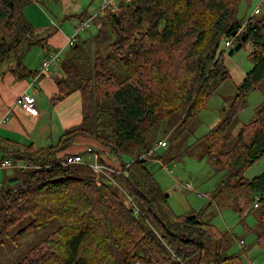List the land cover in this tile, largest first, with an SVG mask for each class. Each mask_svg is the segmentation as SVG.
Instances as JSON below:
<instances>
[{
    "label": "trees",
    "instance_id": "1",
    "mask_svg": "<svg viewBox=\"0 0 264 264\" xmlns=\"http://www.w3.org/2000/svg\"><path fill=\"white\" fill-rule=\"evenodd\" d=\"M30 1L34 0H0V61L15 55L25 40L27 47L41 41L25 38L32 28L24 21L23 9ZM240 3L119 0L118 8L106 17L110 33L102 39L109 46L105 56L100 50L94 56L78 52L76 43L70 48L61 59L62 78L56 82L57 94L51 102L58 104L78 93L81 122L64 133L56 146L27 155L29 168L20 171L24 177L10 181L17 184L15 187L0 189V235L8 234L27 217L31 221L16 238L55 218L60 227L11 264H107L113 254L119 256L120 264H243L237 254L225 255L223 232L201 222L203 210L184 215L172 211L145 167L143 156L153 159L152 147L145 148L130 164L119 162L121 169L113 178L98 181L91 175L73 177L82 166H61L62 158L56 156L79 134L91 139L92 145L97 143L94 150L98 154L115 160L127 144H142L144 136L176 110L185 111L179 126L188 124L230 78L222 45L227 39L241 41L240 37H228L242 25L230 21ZM199 10L210 16L208 24L202 23ZM97 18L100 15L91 22ZM249 22L251 29L242 36L251 43L253 67L236 85L234 100L220 124L201 139L207 145L209 167L220 175L215 192L233 193L241 215L257 211L264 217V173L250 180L243 176L247 168L264 158V102L236 136L227 134L246 108L247 95L264 81V21ZM101 38L97 35V41ZM82 46L85 49L87 42ZM173 47L182 49L186 56L182 75L187 80L168 72ZM76 60L92 64L93 73L85 74ZM112 64L123 69V80L116 77ZM101 158V164L117 170ZM125 165L128 168L122 169ZM112 180L121 185V191ZM256 197L258 208L254 209ZM255 245L264 249V232L257 235Z\"/></svg>",
    "mask_w": 264,
    "mask_h": 264
},
{
    "label": "rangeland",
    "instance_id": "2",
    "mask_svg": "<svg viewBox=\"0 0 264 264\" xmlns=\"http://www.w3.org/2000/svg\"><path fill=\"white\" fill-rule=\"evenodd\" d=\"M18 2H27V0H16ZM102 0H34L27 3L23 9L24 21L31 23L33 29L26 33L25 38H42L41 31H45L44 25L48 26L47 31L55 33L58 27H61L63 22V31H68L71 36L74 33V27L80 26L81 22L87 21L90 15L93 14L99 7ZM258 9L259 13L254 14V10ZM110 11H106L100 15V18L93 20L89 27L81 31L77 35L76 50H81L83 53L93 55L96 52L108 51V44L102 42L103 37H107L110 33V26H107L108 19L106 18ZM199 17L203 24H208L210 16L204 11L199 10ZM252 17V18H251ZM248 19L264 21V0H241V3L231 15L230 21H238L244 24ZM76 27V28H77ZM101 34L102 38L97 41V35ZM242 35V34H241ZM239 35L238 37H240ZM113 36L111 41H113ZM44 42L46 40H43ZM87 42V47L83 49V42ZM25 40V44H27ZM240 45V46H239ZM239 46V48H238ZM23 47V46H22ZM22 47L18 51L13 60L15 66H20L25 62V58L29 56L31 59L32 53L36 52L35 47H26L23 51ZM45 47V44H44ZM184 48V47H183ZM223 54V63L227 68L230 78L222 82L211 95L202 109L199 110L195 118L191 119L188 124L183 127L179 126L180 121L184 120L185 111L183 109L176 110L175 114L170 118H165L162 123L154 127L144 138L142 144L129 143L125 146L119 158L109 159L104 153L98 154L95 151L98 145L89 144L93 154L84 152L82 157L83 164L81 169H77L73 173V177L93 176L98 181L101 177L113 178L112 175L118 173L121 169V164H130L140 155L144 154L147 147H152L154 158H146L145 167L149 169L155 181L161 188L162 193L167 195L168 205L177 215H184L189 212H202L201 222L208 223L223 232L225 240L224 249L225 255L230 256L237 254L243 264H264V249L255 245V238L264 232V217L259 212L250 211L241 215L237 210L235 197L231 192L216 193V187L220 180V175L214 174L206 160V142L201 139L206 136L211 130L220 124L226 115L228 106L234 100L236 95V86L234 69L240 67L246 72L250 69L249 66L253 63L249 55L252 51L251 43L247 41H237L234 39L233 47L225 49ZM30 50V52H28ZM230 51L232 54H230ZM28 52V53H27ZM70 52L68 48L64 55L67 56ZM27 53V54H26ZM76 53V52H75ZM185 54L182 49L173 47L168 60V72L178 74L181 81L187 80L182 75V65L185 59ZM231 57V58H229ZM77 67L84 71L85 74L91 75L92 64H82L78 60L74 61ZM20 63V65H18ZM32 64V62H31ZM112 70L119 80L125 78V73L121 67L112 64ZM18 69V68H17ZM92 72V73H91ZM62 78V76L60 77ZM59 78V79H60ZM56 79V82L59 80ZM191 84V83H190ZM189 84V86H190ZM76 94V93H75ZM78 96V93L76 94ZM171 95V94H170ZM247 106L233 120L227 134L236 136L242 125L249 123L255 117L256 109L264 102V81L259 89L251 91L246 98ZM52 108V106L50 105ZM164 140L167 143L165 148L157 147L159 141ZM54 144L56 141L54 140ZM230 142L227 147L231 146ZM105 150V149H103ZM206 155V156H205ZM98 157H102L105 164L112 167L110 169L98 161ZM208 157V156H207ZM148 158V159H147ZM109 161L111 163H109ZM97 164L101 166V170L97 171L86 165ZM3 164V163H2ZM128 168V165L122 169ZM4 168L0 170V189L7 187H15L17 184H9L8 178L11 175H18V178L24 177V174L13 170V174ZM264 173V158L259 159L244 171V178L250 180ZM115 184V181L112 180ZM2 183V187H1ZM117 183V182H116ZM185 184H189L191 189H186ZM115 188L121 191V185L115 184ZM118 190V191H119ZM197 194L207 195L209 198L201 199ZM78 197V196H77ZM253 208V207H251ZM31 221L30 217L23 219L8 234L0 235V264H11L19 259L30 248L40 243L51 233L60 227L58 219H52L47 225L36 231L28 232L22 237L16 238L15 234L26 226ZM243 242L241 245L240 242ZM107 264H120V258L117 254L108 260Z\"/></svg>",
    "mask_w": 264,
    "mask_h": 264
},
{
    "label": "crops",
    "instance_id": "3",
    "mask_svg": "<svg viewBox=\"0 0 264 264\" xmlns=\"http://www.w3.org/2000/svg\"><path fill=\"white\" fill-rule=\"evenodd\" d=\"M28 24L33 29L31 23ZM62 26L63 22L55 33H50L51 30L47 31L48 26L44 25L43 29L45 31L40 32L42 35L41 41L31 46L37 48L36 52L32 53L31 59L27 56L22 65L17 67L14 65L13 60H9L12 57H16L18 51L15 55L9 57V59L0 61V118L5 117L8 112H11L7 120L0 125V170L7 168L6 170H9L12 174L13 170L20 172V167L28 162L26 159L27 155L56 146L64 133L81 122L79 94L77 96V93H73L58 104L51 102V99L57 94L56 79L62 76L60 67L55 70L52 69L49 74L37 81L32 80L48 51L62 50V57L68 49L66 41L71 36V33H68V31L64 32ZM76 27L74 28L76 29ZM43 40L46 41L44 42ZM31 43L33 42L31 41ZM26 47L27 44H24L20 51H23ZM231 47H233V43ZM252 67L253 63L249 66L250 69L247 72L238 66L235 67L234 86L243 81ZM21 95H28L35 99L37 112L35 116L23 113L15 105L16 100ZM54 140L56 144H54ZM92 143L91 139L76 134L56 156L61 157L63 160L69 155H81L84 153L85 147ZM3 162L9 163V165L3 167ZM17 176L13 174L11 177H7L8 182L10 183Z\"/></svg>",
    "mask_w": 264,
    "mask_h": 264
},
{
    "label": "built area",
    "instance_id": "4",
    "mask_svg": "<svg viewBox=\"0 0 264 264\" xmlns=\"http://www.w3.org/2000/svg\"><path fill=\"white\" fill-rule=\"evenodd\" d=\"M129 1L130 0H125V2H129ZM118 5H119V0H102L99 4L97 11L89 18V20L81 22L80 26H78V28H76L74 30L73 35L67 38L66 47L71 48L75 45L78 33L85 30L86 28H88L90 25V21L95 16L104 14L106 11H114L118 8ZM254 11H255L254 14L259 13L258 9H255ZM249 20H247L244 24L239 26V28L237 29L238 35L236 37H238L241 34H244L245 32H248L251 29L252 23L249 22ZM232 43H233V41L231 39H227L224 43V48L228 49L229 47L232 46ZM61 54H62V50H60V51H48L46 53L45 57L42 59V62L40 64L36 74L32 77V80L37 81L41 77L49 74V72L52 69H54V70L58 69V67L60 66V63H61V59H62ZM15 105L23 113H26L30 116H35L37 114L36 108H35V99L33 97H30L28 95H21L16 100ZM10 113L11 112H8V114L5 117L0 118V125H2L7 120V117L10 116ZM166 146H167V144L164 140L158 142V144H157V147H161V148H165ZM84 151L87 153H90V155L93 154V150L91 147L86 146ZM59 164L61 166H75V165L83 164V160H82V157L80 156V154H73V155H69L66 158H64L61 162H59ZM8 165H9V163H6V162H3V164H2L3 167H5V166L7 167ZM89 167H91L97 171L101 170V166H98L97 164H93V165L90 164ZM28 168H29L28 162H26L25 164H23L20 167L21 170H25ZM184 187L186 189H191V186L189 184H185ZM197 196L201 199L209 198V196L202 195V194H197ZM257 204H258V198L256 197L254 200V203L252 205L254 209L258 208ZM240 244L242 245L243 242L241 241Z\"/></svg>",
    "mask_w": 264,
    "mask_h": 264
},
{
    "label": "water",
    "instance_id": "5",
    "mask_svg": "<svg viewBox=\"0 0 264 264\" xmlns=\"http://www.w3.org/2000/svg\"><path fill=\"white\" fill-rule=\"evenodd\" d=\"M238 35V30H233L228 37H236ZM241 41L244 40V36H240ZM165 198H167V195H165Z\"/></svg>",
    "mask_w": 264,
    "mask_h": 264
}]
</instances>
